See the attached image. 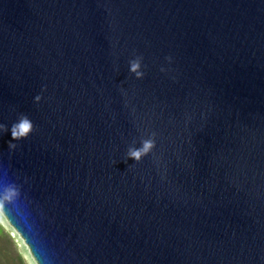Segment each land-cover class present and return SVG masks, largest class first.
<instances>
[{
	"label": "water",
	"instance_id": "water-1",
	"mask_svg": "<svg viewBox=\"0 0 264 264\" xmlns=\"http://www.w3.org/2000/svg\"><path fill=\"white\" fill-rule=\"evenodd\" d=\"M0 125L42 264H264V0H0Z\"/></svg>",
	"mask_w": 264,
	"mask_h": 264
},
{
	"label": "clouds",
	"instance_id": "clouds-1",
	"mask_svg": "<svg viewBox=\"0 0 264 264\" xmlns=\"http://www.w3.org/2000/svg\"><path fill=\"white\" fill-rule=\"evenodd\" d=\"M171 58H169L170 62ZM131 64V70L135 73L137 79H143L144 71H141L142 67V57H136L135 59L129 61ZM163 71V69H161ZM41 97H36V102L39 103ZM7 131V129L0 125V132ZM33 131V124L27 117H21L15 123L11 129L12 139L14 141H21L29 136V134ZM155 134L153 133V138L144 140L139 149H130L128 152V158L139 163L144 157H146L152 149L155 147ZM9 148L15 149L16 144L10 143ZM18 196L17 191L14 188H9L6 192L0 196V222L8 220L11 224V220L9 219L6 212V204L14 200ZM13 231H17L15 227H13ZM17 238L19 239V243L21 245L20 255H21V264H42L39 257L35 255L34 249L28 243L27 238L19 231H17Z\"/></svg>",
	"mask_w": 264,
	"mask_h": 264
},
{
	"label": "rangeland",
	"instance_id": "rangeland-1",
	"mask_svg": "<svg viewBox=\"0 0 264 264\" xmlns=\"http://www.w3.org/2000/svg\"><path fill=\"white\" fill-rule=\"evenodd\" d=\"M0 264H21V245L17 238V231L7 220L0 222Z\"/></svg>",
	"mask_w": 264,
	"mask_h": 264
},
{
	"label": "trees",
	"instance_id": "trees-1",
	"mask_svg": "<svg viewBox=\"0 0 264 264\" xmlns=\"http://www.w3.org/2000/svg\"><path fill=\"white\" fill-rule=\"evenodd\" d=\"M2 232V229H1V227H0V233Z\"/></svg>",
	"mask_w": 264,
	"mask_h": 264
}]
</instances>
